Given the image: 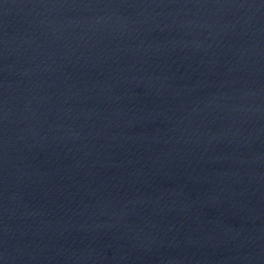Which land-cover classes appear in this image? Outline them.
I'll use <instances>...</instances> for the list:
<instances>
[{
	"label": "water",
	"instance_id": "obj_1",
	"mask_svg": "<svg viewBox=\"0 0 264 264\" xmlns=\"http://www.w3.org/2000/svg\"><path fill=\"white\" fill-rule=\"evenodd\" d=\"M0 264H264V0H0Z\"/></svg>",
	"mask_w": 264,
	"mask_h": 264
}]
</instances>
